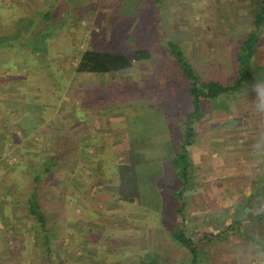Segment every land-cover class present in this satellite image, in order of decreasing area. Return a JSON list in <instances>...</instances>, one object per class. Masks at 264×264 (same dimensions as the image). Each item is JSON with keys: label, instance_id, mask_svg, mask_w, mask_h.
Wrapping results in <instances>:
<instances>
[{"label": "rangeland", "instance_id": "obj_1", "mask_svg": "<svg viewBox=\"0 0 264 264\" xmlns=\"http://www.w3.org/2000/svg\"><path fill=\"white\" fill-rule=\"evenodd\" d=\"M90 1L95 8L79 21L71 18L70 26L58 29V40L46 43L47 48L54 42L69 51L38 56V64L54 67L62 91L45 87L50 83L45 79L48 73L28 75L27 59L12 72L0 69V192H6L0 203V264H47L26 224V211L7 206V196L28 184L27 157L48 158L52 142L66 133H73L81 146L67 168L52 176L55 199L52 202L49 196L46 206L54 210L53 239L63 242L52 252L55 264H139L144 255L158 258V264H191L192 254L176 245L166 228L180 224L192 243L205 235L203 243L211 242L198 264H264L258 245L264 243V82L253 89L246 85L243 94L232 100L234 107L210 108L212 103L208 107L202 103L192 117L189 182L183 190L182 181L169 179L173 171L168 163L172 148L178 150L183 140L179 116L189 100L177 81L176 62L161 44L162 36L163 43L178 45L201 78L229 77L235 47L230 28L240 23L244 32L249 30L247 11L253 0H162L152 11L159 24L149 15L148 1ZM42 2L0 0L8 19L5 26L0 24V36L13 34L25 22L19 17L33 20ZM240 12L248 15L241 17ZM117 17L128 21L123 19L120 25ZM140 31L148 32L145 47L152 52L151 60L114 75H75V57L83 50L144 46L138 37L128 41ZM253 61L264 69V45ZM28 65L35 69L36 62ZM78 81L84 87L73 88L72 82ZM90 83L108 88V94L120 93L123 87L128 99L118 106L109 100L105 108L109 114L93 119L90 109L82 107L96 96ZM151 105L155 107L148 108ZM158 107L173 115L172 123ZM85 119L88 125L79 126ZM173 131L180 135L172 140ZM130 152L141 157L140 165H129ZM134 186L136 201L121 203L119 197H130ZM171 189L183 190L182 200H176ZM222 231L227 233L216 239Z\"/></svg>", "mask_w": 264, "mask_h": 264}, {"label": "trees", "instance_id": "obj_2", "mask_svg": "<svg viewBox=\"0 0 264 264\" xmlns=\"http://www.w3.org/2000/svg\"><path fill=\"white\" fill-rule=\"evenodd\" d=\"M121 1L124 2L126 0ZM142 1H148L149 15H153L152 11L157 10L162 2V0ZM95 7L96 4L90 0L87 4H82L80 0H43L41 9L38 12H34L33 20L28 17H19L20 19L26 18L25 22L20 24L19 27H16V31L13 34H8L3 37L0 36V69H9L12 72L15 68L18 69V66L22 64L20 63V60L27 59L25 69L28 71V75H31L29 74L30 71L34 74L37 73L39 77L41 76V73H48L46 78L42 76L43 81L45 78L49 80L48 82H50L48 84L44 83L46 85L45 87L49 85V87L53 89L52 92L62 91L64 86H61L56 79L59 75L54 71V67L51 68V64H47L45 62L38 64V56H43L44 53L48 52H50L53 56H56L59 53L69 51L63 50L59 44L54 42L51 49L47 48L46 43L50 38L57 41L58 29L63 25L71 23L69 22L71 21V18L75 17L77 21H79L83 18V15L88 9ZM113 11H118L117 6ZM4 13H6V10H0V24L5 26L8 19L5 17ZM248 14L250 17L248 19L250 22L248 23L250 28L247 32L243 31V25L240 23H235L230 28L234 33L235 47L232 56V60L234 62L233 71L232 75L229 77H227L228 75L223 76L220 74V76L216 78H201L195 68L188 63L185 57L186 54L179 49L178 45L170 41L163 43L164 37L161 36V44L169 48V54L174 58L177 69L180 72L177 81L181 82V86L183 87V90L187 94V98L189 100V106H185V102L181 101V104L184 105L185 108L187 107L186 111H183L179 116L183 124L182 130H180L181 138L183 140H179L178 150H174L172 148L173 156L168 163L173 171L170 175L173 176L171 178L169 177V179L175 178L182 181L183 190L186 189L187 183L189 182L187 177L188 169L190 167V156L187 148L191 146L194 137L191 129V126L194 123L192 117L201 110L202 103L206 107L212 103V105L209 106L210 108L227 109L232 106L234 107L235 105H233L232 100L243 94V90L246 85L249 86L252 84L248 88L253 89L256 83L264 82V69L262 67H256L253 61L258 49L264 45V0H253V7ZM153 16V22L159 24L160 21L157 18V14H154ZM141 18H143V16ZM150 18L149 21L152 22ZM123 19L128 21L126 17L120 19L117 17V21L119 20L120 25L123 23ZM127 21H124V24H126ZM144 22L148 23L146 20ZM124 33L127 32L123 31V34ZM131 36L128 38V41L138 37L140 39H138L139 45L144 46L127 45L122 50L117 48L108 52L97 49L83 50L79 56L75 57V75H114L130 71L136 65L151 60L153 58L152 52L149 48L145 47V45L148 44V32L145 34L140 31V36ZM28 61L36 62L35 69L29 67ZM41 66L45 68V70L41 68ZM20 80L24 81V79ZM83 85L84 84L79 81L78 83L72 82L73 88L78 86L84 87ZM89 85H91L93 91L96 92V96L94 97V100L90 99L86 105L83 103L82 107L86 106L90 109V112L88 113L93 119L109 114V112H105V108L107 107L106 104L109 100L112 101L111 103H115L116 106H118L123 100L125 101L128 99L122 90L123 85H120L122 87L120 88V93L110 94H108V88L100 89L101 85L95 86V84L91 83ZM154 107L155 106L152 105L148 106V108ZM156 109L164 114L165 118L168 120V124L172 123L173 115H170L168 110L159 107ZM79 124V126L83 127L88 125L86 119L81 121ZM170 128L173 129L174 126L173 128ZM180 132L172 133V140L177 139ZM51 145V148L48 150L51 154L48 158L38 157V160H36L37 158L32 156L27 157L26 165L24 166L29 170V176L25 179L28 184L24 185L22 188H18L15 195L12 194L13 196H7V206H16L18 210L24 209L26 211L25 215L28 217L26 224H28L30 231L34 234L37 244L41 247L39 249L41 260L47 264H55V261L52 258V252L54 249L62 246L63 243L62 241L55 242L53 239V217H55L54 210H47L48 208L46 206L49 196H52L50 197L52 202L55 199V192L53 193L51 185L53 181L52 176L57 171L67 168L72 156L77 155L80 152L79 148L81 146L80 144H77L74 138L66 136L54 140ZM126 154H128L129 165L134 166L141 164L142 159L140 156H135L132 152ZM74 161H76V159ZM163 186V184H159L161 190H163ZM183 190L173 191L171 189L170 191L176 200H182ZM44 191H47V193L49 192V194L44 195ZM137 191L138 188L134 186L130 192L128 191L131 196H120V202L124 204L135 202V197H137L138 193ZM4 193L6 192H0V203ZM260 193L261 192H258L259 195ZM44 196H47L46 199H44ZM181 207H184L183 202L181 203L180 208L175 210L177 214H180ZM162 215H164V212L159 214V216ZM146 216L149 215L146 214ZM262 218L264 219V213L261 214V219ZM171 226H166V228L171 232L170 238L176 245L192 254L191 264L203 262L202 253L205 250V246L211 243L210 240L206 241L209 242L207 244L203 243V241L207 238V235H205L203 240L194 244L191 242L190 238L186 237L182 224H180L178 228ZM224 233L226 234L227 232H217L215 234V238L218 240L222 239V234ZM258 245L259 249L264 254V243L258 242ZM139 264H158V258L156 259V257L154 258L150 255H144Z\"/></svg>", "mask_w": 264, "mask_h": 264}, {"label": "crops", "instance_id": "obj_3", "mask_svg": "<svg viewBox=\"0 0 264 264\" xmlns=\"http://www.w3.org/2000/svg\"><path fill=\"white\" fill-rule=\"evenodd\" d=\"M250 11H251V10L249 9V10L247 11V13H250ZM241 13H242V12L239 13L241 17H243V16H245V15H248L246 12H243L242 14H241ZM244 13H246V14H244ZM239 14H238V15H239ZM163 17H164V15L162 16V18H163ZM163 21H164V19H163ZM263 94H264V92H263ZM260 96H262V94H260ZM38 128H39V126H38ZM72 135H73V133H70V134L66 133V134H65L66 137H72V138H74ZM63 137H64V136H62V138H63ZM74 140H75V139H74ZM75 141H76V140H75Z\"/></svg>", "mask_w": 264, "mask_h": 264}]
</instances>
